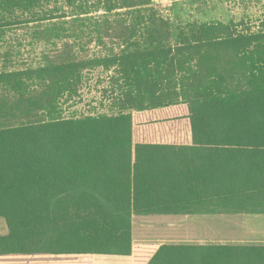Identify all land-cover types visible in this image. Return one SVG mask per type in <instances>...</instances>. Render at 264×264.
<instances>
[{"label":"trees","instance_id":"16d2710c","mask_svg":"<svg viewBox=\"0 0 264 264\" xmlns=\"http://www.w3.org/2000/svg\"><path fill=\"white\" fill-rule=\"evenodd\" d=\"M0 13L5 27L93 26L108 51L0 70V264H92L129 250L134 214L264 198V19L177 27L153 0H0ZM97 68L115 72V110L59 114Z\"/></svg>","mask_w":264,"mask_h":264},{"label":"rangeland","instance_id":"374dc122","mask_svg":"<svg viewBox=\"0 0 264 264\" xmlns=\"http://www.w3.org/2000/svg\"><path fill=\"white\" fill-rule=\"evenodd\" d=\"M171 25L187 27L192 22L198 23H241L239 30H255L264 19V0H153ZM20 12V11H19ZM23 13V12H22ZM100 13L92 14L95 18ZM18 15V13L16 14ZM15 15V16H16ZM21 15V14H20ZM0 13V70L16 71L28 65H36L50 58L63 61L69 56L87 58L92 55L104 57L108 51L100 46L94 38L93 26H77L58 29L63 38L51 36L58 30L50 32L49 23H18L2 26L4 18ZM26 16V15H25ZM4 20V21H3ZM21 22V21H20ZM50 34V39L47 35ZM107 46H114L115 41L106 39ZM116 46V45H115ZM78 88L68 100L60 99L58 111L63 115L82 116L88 113H108L115 110L112 77L114 70L104 72L100 68L90 69L82 74ZM2 87V84H0ZM75 89V88H74Z\"/></svg>","mask_w":264,"mask_h":264},{"label":"crops","instance_id":"0c3cea01","mask_svg":"<svg viewBox=\"0 0 264 264\" xmlns=\"http://www.w3.org/2000/svg\"><path fill=\"white\" fill-rule=\"evenodd\" d=\"M221 206L214 212L134 214L129 250L95 254L92 264H172L173 251L184 253L178 264H264V198L240 196ZM7 233L0 217V236Z\"/></svg>","mask_w":264,"mask_h":264}]
</instances>
